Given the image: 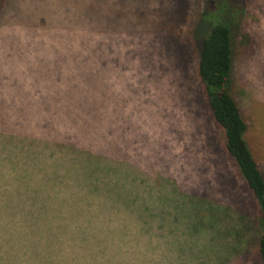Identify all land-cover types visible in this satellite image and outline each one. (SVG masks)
<instances>
[{"label": "rangeland", "instance_id": "obj_1", "mask_svg": "<svg viewBox=\"0 0 264 264\" xmlns=\"http://www.w3.org/2000/svg\"><path fill=\"white\" fill-rule=\"evenodd\" d=\"M235 4L242 13L232 38L230 93L264 178V0ZM6 5L0 17V111L17 110L20 118L8 131L0 115V139L33 129L35 122L50 127L51 140L44 163L31 149L39 146L24 142L19 164L3 167L15 181L0 184L42 185V194L50 186L52 199L69 164H63L62 149L77 144L98 150L102 161H116L110 179L117 185L101 181L105 189L93 196L72 184V200L89 199L93 207L79 204L74 220L53 209L52 228L45 232L26 234L24 213L4 210L5 245L20 244L23 235L42 241L23 252L2 248L0 264H258L251 227L259 212L225 151L196 74V41L208 27V0ZM169 113L176 124L172 133ZM150 166L157 172L152 182ZM78 169L73 165L67 173ZM189 211L201 226L197 234L188 230L187 239ZM52 240L63 243L60 250Z\"/></svg>", "mask_w": 264, "mask_h": 264}, {"label": "trees", "instance_id": "obj_2", "mask_svg": "<svg viewBox=\"0 0 264 264\" xmlns=\"http://www.w3.org/2000/svg\"><path fill=\"white\" fill-rule=\"evenodd\" d=\"M6 3L7 0H0V17L7 7ZM206 9L205 12L207 11V14L205 13L206 16H204V18L206 19L205 23L208 24V27L198 34L196 41V74L202 85L211 118L221 128L225 151L233 160L242 182L249 191L258 209L259 214L256 215L255 225L251 227V232L256 236L255 241L258 264H264V178L245 141L246 123L240 114L237 103L230 93L232 38L233 32L236 30L235 28H237L235 27V23L238 22L242 10L235 4V0H229L228 3L224 0H208V7ZM202 22H204V20ZM169 114L170 121L174 113ZM0 115L2 117V127L8 131L14 130L19 124L20 115L17 110L10 111L9 113L0 111ZM174 122V119H172L169 127H167L170 133L173 132L172 128L176 125ZM32 126L34 127L33 129H22L21 132L24 133L19 132V134H17L12 132L5 139H0V179H4V181L8 183L10 181H15L14 179H10V177L7 179V176L3 173V167L7 166L9 170H13V168L19 164L21 155L24 152V142L29 141L30 145L35 144L39 146V148L31 147V149L38 155L42 163L50 158L46 148L51 140V138H49L50 127H46V125H37L35 122H33ZM25 127H28V124H26ZM5 133L9 134L8 132ZM15 134L16 136H21L20 140L11 137L15 136ZM54 140L55 139H53V141ZM64 146L67 145L65 144ZM97 151L98 150L77 144H73L72 150L69 148L62 149L64 154L63 164L67 162L69 164L66 168V174H63L64 176L56 180V185L58 186L52 199H50V186L49 189L45 190L46 194H42V185L39 187L34 186L30 189H18L12 187L4 188L6 182L0 184V191L5 193L4 198L0 197V213L3 214L4 210L5 213H24L25 222L21 225V228L25 230L26 234L28 231L32 230L45 232V229L49 230L52 228L50 219L53 209L62 213H70L74 220L77 212L76 207L79 204L86 202L91 207H93V204L89 199L72 200L73 197L71 195L74 194L70 190L72 184L85 188L87 195L96 196L101 189H105L103 187L104 185L100 184L101 181H106L109 184L112 179L114 182V177L110 179V173L114 174L113 166L116 161L111 160L105 162L96 158ZM31 155L34 157L32 152ZM60 155L61 154H59V158ZM73 165H78L80 169L71 174L67 173V170ZM139 167H137V169ZM149 169L152 170L151 166ZM34 172L35 171H33V174L35 175ZM79 172L82 173L81 177H78ZM155 173L157 172L152 170V172L147 174L148 182H152L157 178V174ZM23 175H26V171ZM116 185L117 183L114 182L113 186ZM189 214L192 217H188L186 220V237L191 235L187 233L188 230H195L192 234H197L198 230L196 229L201 226V220L191 211H189ZM70 222L75 225V221ZM5 223V219H0V247L3 245L0 249V254H4L2 248H4V250L5 248H10V250L16 249L23 252V248L27 245H34L42 241L41 236L38 237L37 240H33L32 238L30 239L28 235H23L20 238V244L9 247L5 245L3 241L5 238V232L3 231ZM226 224L230 226L228 221H226ZM247 224L249 227L251 226L249 223ZM63 225L65 227V224H61L60 227ZM242 238V244L245 245L244 237ZM49 242H51V240ZM52 242L53 244L55 243L54 248L60 250L63 243L53 240ZM199 251L208 254L209 249L205 246H199ZM202 263L203 262H201V264Z\"/></svg>", "mask_w": 264, "mask_h": 264}]
</instances>
